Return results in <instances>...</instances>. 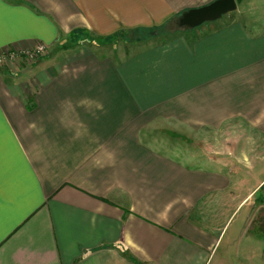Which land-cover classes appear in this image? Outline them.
<instances>
[{"label":"crops","instance_id":"obj_1","mask_svg":"<svg viewBox=\"0 0 264 264\" xmlns=\"http://www.w3.org/2000/svg\"><path fill=\"white\" fill-rule=\"evenodd\" d=\"M211 1L0 0V264H264V30L165 31Z\"/></svg>","mask_w":264,"mask_h":264},{"label":"rangeland","instance_id":"obj_2","mask_svg":"<svg viewBox=\"0 0 264 264\" xmlns=\"http://www.w3.org/2000/svg\"><path fill=\"white\" fill-rule=\"evenodd\" d=\"M236 3L238 7L235 11H231L233 12L232 14H235L238 19H241L242 21H244L255 32L264 30V0H236ZM179 16L176 18L175 22L168 25V28H166L167 30L165 29V31H174L179 28H188V27H181L178 25ZM142 33L149 34V32H142ZM124 35L126 36L124 37ZM139 37H141L140 34H136L134 32L131 35H128L127 32L124 34L122 33V39L124 41H133V39L139 38ZM38 48L39 47L37 46L34 49L35 51L34 54H32L33 53L32 52L31 55H27L25 56V58L29 61H32V60L35 61L38 57L46 53V50H45L46 48L40 49V50ZM133 50L134 48L129 49L128 54ZM36 51H39V52H36ZM8 58H11V61H12L13 56H11L5 51L0 52V65L3 64V62H5V60H7ZM226 133L228 135L230 134L229 132H226ZM179 137L180 139H182L181 134H179ZM204 139H205V136H204ZM204 139L200 141V144H198V146L196 144L195 146L189 147L187 149L191 150L192 153L194 154H209V155L215 154L214 148L216 147L215 146L216 139L212 138L211 139L212 142H210L209 144ZM261 220L264 221V212L262 210L257 213L256 221L254 224L255 225L259 224L258 222Z\"/></svg>","mask_w":264,"mask_h":264},{"label":"water","instance_id":"obj_3","mask_svg":"<svg viewBox=\"0 0 264 264\" xmlns=\"http://www.w3.org/2000/svg\"><path fill=\"white\" fill-rule=\"evenodd\" d=\"M235 9V0H213L205 5L190 8L182 12L178 18V25L193 28L206 21L215 20Z\"/></svg>","mask_w":264,"mask_h":264},{"label":"trees","instance_id":"obj_4","mask_svg":"<svg viewBox=\"0 0 264 264\" xmlns=\"http://www.w3.org/2000/svg\"><path fill=\"white\" fill-rule=\"evenodd\" d=\"M162 29H157V28H154L153 30L149 31V34L147 33H142L141 35V38H147V37H150V36H153L159 32H161Z\"/></svg>","mask_w":264,"mask_h":264},{"label":"built area","instance_id":"obj_5","mask_svg":"<svg viewBox=\"0 0 264 264\" xmlns=\"http://www.w3.org/2000/svg\"><path fill=\"white\" fill-rule=\"evenodd\" d=\"M38 47H39V48H38L39 50H40V49H45L44 46H38ZM36 52H39V51H36ZM34 53H35V51H34L32 54H34ZM30 55H31V53H30ZM11 56H12V55H11Z\"/></svg>","mask_w":264,"mask_h":264}]
</instances>
